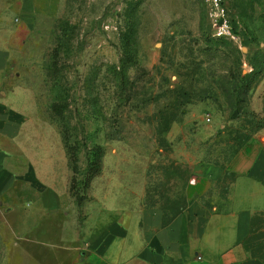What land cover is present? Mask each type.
Listing matches in <instances>:
<instances>
[{
    "label": "rangeland",
    "instance_id": "374dc122",
    "mask_svg": "<svg viewBox=\"0 0 264 264\" xmlns=\"http://www.w3.org/2000/svg\"><path fill=\"white\" fill-rule=\"evenodd\" d=\"M32 2L26 79L73 149L84 203L97 194L83 188L97 147L104 180L172 218L204 166L226 168L264 133V0H223L238 42L214 37L207 0ZM244 244L264 261V214ZM14 249L1 264H17Z\"/></svg>",
    "mask_w": 264,
    "mask_h": 264
},
{
    "label": "crops",
    "instance_id": "0c3cea01",
    "mask_svg": "<svg viewBox=\"0 0 264 264\" xmlns=\"http://www.w3.org/2000/svg\"><path fill=\"white\" fill-rule=\"evenodd\" d=\"M33 34L32 0L0 7V264L15 246L17 264H264L244 245L264 214L263 132L225 169L204 166L168 224L137 188L123 192L103 175L79 206L64 138L26 79Z\"/></svg>",
    "mask_w": 264,
    "mask_h": 264
},
{
    "label": "trees",
    "instance_id": "16d2710c",
    "mask_svg": "<svg viewBox=\"0 0 264 264\" xmlns=\"http://www.w3.org/2000/svg\"><path fill=\"white\" fill-rule=\"evenodd\" d=\"M220 40H225V39H220ZM55 56L54 57H58V52H56L55 51V54H54ZM56 67L57 66H55V69H56ZM53 110H59V111H61V107L58 105V104H54L53 105ZM64 141H65V139H64ZM252 141V140H251ZM250 140L243 146V148L249 143V142H251ZM65 144H66V148H67V152H68V155H69V159H70V164H71V167H72V169H73V172H74V177H73V181H72V186H71V192H72V195H73V197L76 199V201H77V203L79 204V206H81L82 204H83V202L85 201V199H84V193L82 192V190H79V192L77 191H75V188H76V181H77V162H76V158L74 157V155H73V149L72 148H70L69 147V145L65 142ZM95 150V158H94V160L91 162V164L88 166L89 168V170H88V176H86V180H85V184H84V189L85 190H88L89 188H90V186H91V184H92V182H93V180L95 179V178H97V177H99L101 174H102V161L100 160V158L98 157V156H101V148H95L94 149ZM241 151V150H240ZM239 151V152H240ZM238 152V153H239ZM237 153V154H238ZM235 158V157H234ZM225 169V168H224ZM92 177V179L91 180H89V178H91ZM80 189V188H79ZM187 208V207H186ZM185 208V209H186ZM184 209V210H185ZM183 210V211H184ZM183 211H181V212H179L177 215H179V214H181ZM177 215H175V216H173L172 218H170V217H168L167 215H165V222L168 224L173 218H175ZM263 215V214H262ZM261 215V216H262ZM261 216H259V217H261ZM258 217V218H259ZM257 220V219H256ZM253 224H254V222H253ZM253 227V226H252ZM251 231H252V229H251ZM245 245V244H244ZM246 247V246H245ZM247 249V251L250 253L251 252V250L249 249V248H246ZM251 256L253 257V258H258V259H261V258H259L258 256H256V255H253L252 253H251ZM262 260V259H261Z\"/></svg>",
    "mask_w": 264,
    "mask_h": 264
},
{
    "label": "built area",
    "instance_id": "2783aa9c",
    "mask_svg": "<svg viewBox=\"0 0 264 264\" xmlns=\"http://www.w3.org/2000/svg\"><path fill=\"white\" fill-rule=\"evenodd\" d=\"M210 8V17L213 24L214 37L217 39L231 40L238 42L233 22L228 18V14L223 5V0H207ZM211 122L210 119L207 120Z\"/></svg>",
    "mask_w": 264,
    "mask_h": 264
}]
</instances>
